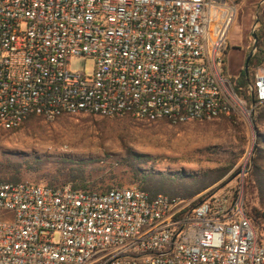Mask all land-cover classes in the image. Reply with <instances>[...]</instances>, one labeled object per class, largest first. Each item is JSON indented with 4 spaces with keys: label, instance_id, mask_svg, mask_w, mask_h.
<instances>
[{
    "label": "built area",
    "instance_id": "obj_1",
    "mask_svg": "<svg viewBox=\"0 0 264 264\" xmlns=\"http://www.w3.org/2000/svg\"><path fill=\"white\" fill-rule=\"evenodd\" d=\"M235 14L230 0H0V129L31 115L177 125L244 114L223 70ZM81 56L91 73L70 69ZM247 87L251 108L264 105L263 66ZM197 198L0 178V211L12 213L0 264H264V224L241 191Z\"/></svg>",
    "mask_w": 264,
    "mask_h": 264
},
{
    "label": "rangeland",
    "instance_id": "obj_2",
    "mask_svg": "<svg viewBox=\"0 0 264 264\" xmlns=\"http://www.w3.org/2000/svg\"><path fill=\"white\" fill-rule=\"evenodd\" d=\"M236 6V14L227 35L225 52L226 76L234 79L243 69L246 53L253 45L251 34L252 15L260 17V0H230ZM92 57H76L69 62L72 71L91 73ZM264 67V66H263ZM246 101V100H245ZM247 102V101H246ZM245 113H232L210 121H190L172 125L165 120L147 122L132 116L102 118L91 115L63 116L54 122L40 117L26 120L16 130L0 129V164L38 159L29 170H23L21 180L49 184L62 183L66 171L65 159L85 162L84 170L89 184L97 190L136 184L131 172L120 163L126 150L134 154L150 156L157 160L153 171L159 173L184 172L195 174L217 166L215 162L199 159L200 152L215 150V161L223 162L225 156H238L235 167L225 177L235 173L223 188L242 192L244 203L258 205L253 195L245 192V178L251 168L253 152L259 138L264 139V121L253 119V110L247 102ZM225 154V155H224ZM150 165L144 166L149 169ZM224 178V179H225ZM211 189V188H210ZM12 213L0 211L1 220H9Z\"/></svg>",
    "mask_w": 264,
    "mask_h": 264
},
{
    "label": "trees",
    "instance_id": "obj_3",
    "mask_svg": "<svg viewBox=\"0 0 264 264\" xmlns=\"http://www.w3.org/2000/svg\"><path fill=\"white\" fill-rule=\"evenodd\" d=\"M259 21L260 25L255 29L256 50L248 61L247 72L245 73L244 71V64L248 55L246 53L243 69L239 71V75L236 78L230 79L236 94L246 100L250 105H252V97L247 86L253 80L255 69L259 66H264V8L262 9ZM251 48L252 45H250L248 51H250ZM224 58L223 70L226 74ZM253 102L256 101L254 100ZM35 117L36 116L31 115L26 118L24 122H26V120L31 121ZM253 119L259 123L264 121V105L254 108ZM258 144L259 146H257L253 152L251 168L247 172L244 182L246 194L253 195L258 205H251L247 201L245 206L251 221L255 225H262L264 224V139L259 138ZM213 153H216L213 149H209L207 152H200L201 156L199 159L206 162H215L217 166L213 169H206L195 174H186L182 171L175 174L155 172L153 171V164L157 162L155 158L134 154L130 150H126V154L120 163L131 172L132 182L137 183V186L146 191L151 197L163 194L170 198L176 197L189 200L198 196L195 201V204H197L216 189L221 188L224 183L235 174L232 173L225 178L235 167L238 159L237 155L229 153L228 156H225L224 161L220 162L214 160V157L211 156ZM39 161L38 159H26L23 162H19L8 159L6 164H0V178L9 182L23 181L20 178L22 171L29 170L32 168V164ZM64 163L66 165V171L62 172V183L55 184L57 179L53 178L48 185L59 186L70 184L74 189L94 192L105 191L94 189L95 187L93 186L95 185L93 184L91 186L89 184L83 166L85 162H74L65 159ZM148 165H150V168L144 169V166Z\"/></svg>",
    "mask_w": 264,
    "mask_h": 264
},
{
    "label": "water",
    "instance_id": "obj_4",
    "mask_svg": "<svg viewBox=\"0 0 264 264\" xmlns=\"http://www.w3.org/2000/svg\"><path fill=\"white\" fill-rule=\"evenodd\" d=\"M251 34H252V37H253L254 41H253L252 48L249 51V53H248V55L246 57L245 64H244V71H245V73L247 72V64H248V61H249L250 57L254 54V50L256 49V34H255V32H251ZM251 97H252V102H253L254 101L253 95H251ZM229 181L230 180H228L227 182H229Z\"/></svg>",
    "mask_w": 264,
    "mask_h": 264
}]
</instances>
